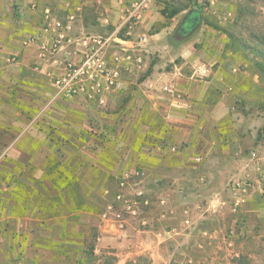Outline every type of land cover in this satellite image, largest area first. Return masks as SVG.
I'll return each mask as SVG.
<instances>
[{
    "label": "crops",
    "instance_id": "0c3cea01",
    "mask_svg": "<svg viewBox=\"0 0 264 264\" xmlns=\"http://www.w3.org/2000/svg\"><path fill=\"white\" fill-rule=\"evenodd\" d=\"M31 1L0 0V173H6L1 188L10 196L15 178L44 195L42 185L49 183L38 180L49 156L73 166L77 179L74 200L63 192L55 214L36 205L37 196L26 214L15 217L13 198L4 200L0 222L16 221L33 255H72L80 238L91 233L100 247L121 248L126 258L157 256L168 240L182 245L195 236L219 235L224 216L237 209L264 214V135L257 130L263 120L234 107L240 101L247 110L262 98L253 99L238 80L250 74L246 63L219 57L226 33L208 24L203 11L180 0H163V6L153 0L141 20L130 22L133 0L128 5L125 0H96L110 22L96 32L87 16L91 1L58 0L56 6L40 9ZM167 4L177 13L151 31L157 13L167 18L162 14ZM45 9L53 15L61 10L64 20L74 18L72 42L49 57L40 55V42L32 39L43 27ZM191 10L199 16H190L187 23ZM120 24L121 38L111 36L109 26L117 30ZM94 37L107 48L121 43V57H110L116 67L121 65V124L111 125L113 135L104 140L89 132L97 123L104 125V107L111 98L104 96L102 104L97 98H66L51 82L64 62L84 58ZM145 47L156 48L161 57L131 51ZM19 164L21 170L15 168ZM27 167L31 172L26 174ZM136 169L144 173L141 178ZM239 180L247 185L233 187ZM118 192L147 203L141 214L146 225L129 215H123V223L105 216L110 204L120 207ZM211 219L220 225L209 229ZM172 255L182 261L185 250L180 246Z\"/></svg>",
    "mask_w": 264,
    "mask_h": 264
},
{
    "label": "rangeland",
    "instance_id": "374dc122",
    "mask_svg": "<svg viewBox=\"0 0 264 264\" xmlns=\"http://www.w3.org/2000/svg\"><path fill=\"white\" fill-rule=\"evenodd\" d=\"M88 1H91L87 6L89 10L88 20L91 24L97 26L98 30L96 29V32H100V28H107L106 26L110 25V22L103 21L106 17L96 0ZM106 1L109 2L110 0ZM125 1L127 5L130 3V0ZM180 1L181 5H193L195 9L203 11L205 21L208 24H213L217 30H221V27L229 29L234 33L237 40L247 41L249 46L239 47L237 44H233L232 39H229L227 35L223 36L222 53L219 56V51H217L218 53L215 56L236 57L238 61L246 63V68L250 71V74L245 78L239 77L238 80L242 88L248 91L253 99L262 98V100L253 102L252 106L247 107V110L245 106L241 105L242 102L240 101H235L234 107L237 110L249 111L255 117H262L263 121L259 124L257 130L258 132L261 130V133L259 132L260 136L261 134L264 135V0H214V2L204 0L206 3L203 5L200 3L202 0H195L193 4L192 0ZM57 2L58 0H32L30 4H37L40 9L41 6L46 5L56 6ZM112 2L110 1V3ZM157 3L163 6V0H157ZM165 6L171 7L172 5L167 4ZM160 10L161 8L158 9L159 12ZM183 15L176 16L175 27H178L182 21ZM53 16L58 19H65L59 18L62 16L61 10L55 11ZM42 18L43 14L41 13V21ZM168 22V18H164L160 13H157L152 20L153 28L151 31ZM109 29L111 36L116 35L121 38V24L117 30L112 26H109ZM252 35L254 38L251 37ZM95 38L100 39V37ZM93 45L90 48L92 52L98 50L102 57H108L109 62H111V64L109 63L111 69L121 71V65L116 67L114 63L112 64L113 60L110 58L121 57V43L119 46H113L111 43L108 48L106 45L100 47L97 42H94ZM131 51L137 52L135 55L138 54L140 57H161L162 55L154 47ZM130 56L134 57V54ZM146 71L144 70L142 73ZM118 80L121 82V76ZM108 96L111 99L109 104L104 107V109L107 108V110H104L107 114L104 125L97 123L92 126L91 132H89L102 140L113 135L111 125L121 124V88L119 90L114 89ZM106 124L107 126H105ZM18 166L15 168L21 170V164ZM29 172H31V169L27 167L26 174ZM2 173L6 175L5 172ZM14 181H16L15 178L11 180L12 185ZM139 182V179L134 180L131 185L133 186ZM1 187L5 188V185L0 184V215L5 212V206H7V201L4 200H9L10 197L3 194L4 191ZM34 198H37V196ZM232 213L234 214L231 216L228 214L224 216L223 221H221L222 225L216 219L209 220L206 225L209 229H214L217 225H220L222 232L219 235L211 237L195 236L187 239L182 245L175 240H168L159 249L157 256L140 254L134 255V257L129 256L130 258H126L124 254H121V248L100 247L96 237L94 234L92 236L91 233L83 236V239L80 238V246L78 250L73 251L72 255L69 253L64 255L50 253L33 255L29 247H26L27 239L20 237L21 230H17L16 221L14 223L12 221H2L0 222V229H2V235L0 234V264H128L129 261H135L139 257H142L139 264H172L173 262L180 264H264V214L256 216L245 212L243 209H237ZM71 239L74 242L75 236H72ZM180 246L185 250V257L182 261L177 260L178 256L172 255V251Z\"/></svg>",
    "mask_w": 264,
    "mask_h": 264
},
{
    "label": "built area",
    "instance_id": "2783aa9c",
    "mask_svg": "<svg viewBox=\"0 0 264 264\" xmlns=\"http://www.w3.org/2000/svg\"><path fill=\"white\" fill-rule=\"evenodd\" d=\"M153 0H133L127 15V21H139L144 17L145 11ZM200 2V1H199ZM201 5L206 2L202 0ZM44 23L41 30L32 36L35 41L39 40V52L42 57L56 55L67 43L72 42L70 31L74 18L71 16L66 20L54 17L49 9H45ZM103 21H107L106 18ZM45 35H47L45 39ZM100 47L105 45L102 39L94 37ZM118 71L111 69L107 65L104 57L98 50L85 53L84 58L78 63L64 62L58 75L51 79L52 85L58 94L66 98L82 97L93 99L97 98L102 104L104 96H108L116 88H121V82L118 80ZM163 90L170 91L169 87H163ZM135 175L141 178L144 173L136 169ZM247 185L246 180H239L233 184L235 188H243ZM116 200L120 202V207L110 204L104 212L105 216H113L116 221L123 223V215H129L139 219L143 225L147 224V219L142 217V203L137 198H131L122 192L116 194ZM141 216V217H140ZM186 220V224H188Z\"/></svg>",
    "mask_w": 264,
    "mask_h": 264
},
{
    "label": "trees",
    "instance_id": "16d2710c",
    "mask_svg": "<svg viewBox=\"0 0 264 264\" xmlns=\"http://www.w3.org/2000/svg\"><path fill=\"white\" fill-rule=\"evenodd\" d=\"M177 11L178 10L175 7L165 6L162 9V14L168 18L175 15ZM221 28H222L221 30L226 33L229 39H232L231 41L233 44H237L239 47L249 46L247 41L237 40L236 36L231 30L223 27ZM251 37H253V35ZM0 180H4V181L6 180L5 174L0 173ZM45 180L48 181L49 187L45 186L44 184L42 185V188L44 190V195H41L37 191L31 189L30 187H27L26 184L23 183L20 179H17L14 182L13 187L9 192V194L14 201V205L12 207V214L15 217L22 216L27 213L31 205V199L32 197L35 196H39L37 201H35L36 205H38L43 210L48 209L52 214H55L57 210H59L61 204L63 203V198H64L62 194L63 192H66L67 196H69L74 200V192H75L74 187L77 182V179L74 174L73 166L71 167V165L68 162L62 163L55 157L49 156L43 167V173L40 177V180L38 181L43 183ZM48 189H50L54 193L51 194ZM141 259L142 257L141 258L139 257L135 261H129L128 264H139ZM172 264H180V263L173 262Z\"/></svg>",
    "mask_w": 264,
    "mask_h": 264
},
{
    "label": "water",
    "instance_id": "95a60500",
    "mask_svg": "<svg viewBox=\"0 0 264 264\" xmlns=\"http://www.w3.org/2000/svg\"><path fill=\"white\" fill-rule=\"evenodd\" d=\"M190 16H193V17L199 16V11H197V10H191V11L188 13L186 19L189 18ZM197 22H198V21L194 20V21H193V24H195V23H197Z\"/></svg>",
    "mask_w": 264,
    "mask_h": 264
},
{
    "label": "flooded vegetation",
    "instance_id": "af4514ba",
    "mask_svg": "<svg viewBox=\"0 0 264 264\" xmlns=\"http://www.w3.org/2000/svg\"><path fill=\"white\" fill-rule=\"evenodd\" d=\"M186 21H187V19H186ZM190 21H191V20L187 21V23L190 22ZM186 25H187V24H186V22H185V23H184V27H185ZM181 28H182V27H181Z\"/></svg>",
    "mask_w": 264,
    "mask_h": 264
}]
</instances>
